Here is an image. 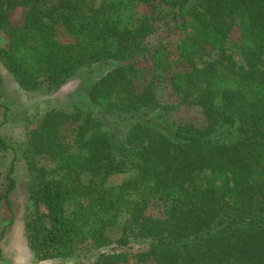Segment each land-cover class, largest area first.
<instances>
[{"label":"trees","instance_id":"16d2710c","mask_svg":"<svg viewBox=\"0 0 264 264\" xmlns=\"http://www.w3.org/2000/svg\"><path fill=\"white\" fill-rule=\"evenodd\" d=\"M133 2L153 16L133 22ZM163 7L182 29L197 26L179 42L177 103L168 105L140 84L138 65ZM20 8L25 23L15 26ZM59 26L72 39H61ZM238 26L239 60L228 46ZM0 31L9 37L0 59L24 90L60 88L83 70L97 75L89 107L49 109L23 142L0 134V158L11 157L6 171L0 166V199L12 215L0 243L14 223V174L25 153L52 165L29 169L25 230L37 261L88 248L92 264H264V0H0ZM172 61L162 46L154 63ZM2 88L0 74V128L12 112ZM184 106L200 109L204 122L166 118ZM121 174L128 178L108 183ZM155 200L167 202L162 217L148 212ZM137 243L147 249L125 250Z\"/></svg>","mask_w":264,"mask_h":264},{"label":"rangeland","instance_id":"374dc122","mask_svg":"<svg viewBox=\"0 0 264 264\" xmlns=\"http://www.w3.org/2000/svg\"><path fill=\"white\" fill-rule=\"evenodd\" d=\"M160 10V9H159ZM160 13L154 14V33L144 41L146 52L139 58V66L142 69L140 84L151 85L155 88L159 101L164 104H176V97L171 81L172 74L178 69L177 51L181 38L184 34H193L196 31L194 24H190L189 29L181 28V21L176 18H169V8H161ZM130 18L133 22L140 20L143 16H153V8L144 4L133 2L129 10ZM26 13L23 8L18 9L11 16V22L15 26L25 23ZM235 33L228 42V46L235 54L236 59H240L237 51L242 44L243 38L240 33V27L235 28ZM58 35L61 39H72L64 26L57 27ZM9 45V37L6 33L0 31V48L6 49ZM166 47L171 52L173 58L172 65L157 69L154 63L157 51ZM218 52H213L203 58L204 61H211L217 58ZM107 65L96 70L105 72ZM0 74L3 76V88L5 102L10 106L9 122L0 128V134L12 143L23 142L27 139L28 128H34L38 125L39 119L51 108L72 110L74 105L89 107L86 100V91L90 88L95 77L91 75L90 70L80 71L78 76L60 88L51 87L48 82H44L39 90L29 92L24 90L14 77L8 72L2 60L0 59ZM166 118L175 122H193L202 124L204 116L200 109L196 107H180L178 110L170 111ZM3 116L0 115V122ZM11 157L6 155L0 158V166L6 171V166L10 163ZM52 167L51 163L45 159H38L28 154L20 153V159L16 163L15 178L17 180V189L11 194L12 212L14 214V223L7 227L6 235L0 243L2 254L0 255V264H92L96 253L95 250L83 249L74 256L62 259L55 258L45 261H37L29 246L26 230L25 215L31 204L29 190L30 165ZM128 175H116L109 179L110 185L120 184ZM166 201L155 200L148 208V212L154 217H162L166 213ZM12 215L4 200L0 199V233L11 221ZM115 234V233H112ZM144 243L133 244L125 250L135 254L140 250H146ZM128 264H151L138 263L131 261Z\"/></svg>","mask_w":264,"mask_h":264}]
</instances>
